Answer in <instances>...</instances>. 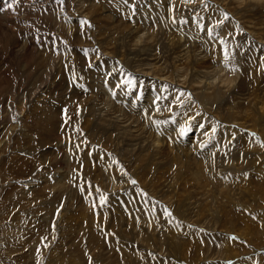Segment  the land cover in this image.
<instances>
[{
  "label": "rangeland",
  "instance_id": "374dc122",
  "mask_svg": "<svg viewBox=\"0 0 264 264\" xmlns=\"http://www.w3.org/2000/svg\"><path fill=\"white\" fill-rule=\"evenodd\" d=\"M136 1L0 0V264H129L143 252L142 264H264V8ZM168 15L190 40L166 27ZM200 36L210 39L199 42L207 50ZM203 49L205 59L194 61ZM150 50L161 65L141 76L144 59L135 55ZM218 60L227 70L215 78ZM237 74L234 82L226 77ZM161 103L173 111L160 115ZM117 109L141 128L143 151L118 138L110 118L125 116ZM185 116L191 125L179 137ZM203 131L197 153L173 148L171 132L194 148L193 134ZM215 147L224 162L209 166ZM116 169L118 180L108 174ZM170 186L177 194H165ZM174 239L183 242L182 260L169 261L157 249Z\"/></svg>",
  "mask_w": 264,
  "mask_h": 264
},
{
  "label": "bare ground",
  "instance_id": "6f19581e",
  "mask_svg": "<svg viewBox=\"0 0 264 264\" xmlns=\"http://www.w3.org/2000/svg\"><path fill=\"white\" fill-rule=\"evenodd\" d=\"M134 1H136V0H134ZM142 1V0H141ZM147 1V0H146ZM145 1V2H146ZM154 1V0H153ZM164 1V0H163ZM188 1V0H187ZM187 1H185L186 2V5H190L191 6V3H189L188 2V4H187ZM231 1V0H230ZM242 2H246V3H248V2H254V3H261L262 5V7L264 8V0H241ZM55 2V1H54ZM53 2V3H54ZM137 2V1H136ZM143 2V1H142ZM172 2V1H171ZM176 2V1H175ZM193 2V1H192ZM179 3V2H178ZM182 3V2H181ZM194 3V2H193ZM237 3V2H236ZM253 3V4H254ZM1 4H4V3H1ZM55 4V3H54ZM141 4V3H140ZM146 4V3H145ZM172 4V3H171ZM174 4V3H173ZM225 4H226V2H225ZM5 5V4H4ZM87 5V4H86ZM141 5H143V4H141ZM255 5V4H254ZM6 6V5H5ZM152 6V5H151ZM179 5H177L176 7H178ZM236 6V5H235ZM71 7V6H70ZM143 7V6H142ZM160 7V6H159ZM170 7H172V5L170 6ZM240 7V6H239ZM14 8V7H13ZM91 8V7H90ZM137 8V7H136ZM161 8V7H160ZM185 8V7H184ZM187 8V7H186ZM16 9V8H15ZM163 9V8H162ZM170 9V8H169ZM172 9H174V8H172ZM176 9V8H175ZM144 10V9H143ZM7 11V10H6ZM137 11V10H136ZM174 11V10H173ZM242 11V10H241ZM263 11H264V9H263ZM145 12V11H144ZM17 13V12H16ZM94 13V12H93ZM142 13V12H141ZM182 13V12H181ZM3 14V13H2ZM5 14H6V12H5ZM103 14V13H102ZM164 15L166 14V13H163ZM169 14V13H168ZM176 14H177V12H176ZM179 15H180V13H178ZM138 15V14H137ZM171 15H173V14H171ZM175 15V14H174ZM188 15V14H187ZM186 15V16H187ZM243 15V14H242ZM249 15V14H248ZM65 16V15H64ZM145 16V15H144ZM169 16V15H168ZM244 16V15H243ZM8 17V16H7ZM175 17H176V15H175ZM245 17V16H244ZM243 17V18H244ZM112 18H110V20H111ZM138 19H139V17H138ZM176 19V18H175ZM191 19V18H190ZM95 20V19H94ZM93 20V21H94ZM155 20V19H154ZM179 20V19H178ZM156 21H157V19H156ZM163 21V20H162ZM245 21V20H244ZM82 22V21H81ZM96 22H98V21H96ZM57 23H59V25H60V22L58 21ZM181 23V22H180ZM65 24V23H64ZM94 24V23H93ZM176 24H178L179 25V23L177 22L176 23V21L172 18V16L170 17H167V25L168 26H166V27H169V29H175L176 30V37H178L179 36V39L181 38V42H183L182 40H190V36L188 35V34H183L182 33V29H180L181 28V26H180V28L178 27V26H176ZM182 24V23H181ZM196 24V23H195ZM194 24V25H195ZM200 24V23H199ZM58 25V24H57ZM99 25V24H98ZM61 26V25H60ZM63 26V25H62ZM200 26V25H199ZM198 27V26H197ZM158 28H160V29H162L161 28V26L159 25L158 26ZM193 28V27H192ZM191 28V29H192ZM203 28V27H202ZM207 28V27H206ZM205 28V29H206ZM69 29V28H68ZM130 29H132V28H130ZM129 29V30H130ZM148 29V28H147ZM146 29V30H147ZM197 29V28H196ZM199 29H200V27H199ZM118 30H119V28H118ZM135 30V29H134ZM139 30V29H138ZM156 30V29H155ZM201 30V29H200ZM59 31H61V30H59ZM192 31V30H191ZM126 32V31H125ZM134 31H131V34L133 33ZM147 32V31H146ZM212 32V31H211ZM123 33V32H122ZM197 33V32H196ZM52 34V33H51ZM106 34V33H105ZM116 34V33H115ZM137 34L139 35V36H137V44H139V41H141L142 39H143V33H142V30L141 31H137ZM153 34H155V33H153ZM179 34V35H178ZM193 34V33H192ZM203 34V33H202ZM221 34V33H220ZM257 34V33H256ZM118 35V34H117ZM126 39L128 38V36L127 35H130V33L129 32H126ZM146 36V35H145ZM160 36V35H159ZM169 36V35H168ZM213 36V35H212ZM88 37V36H87ZM132 37V36H131ZM130 37V38H131ZM134 37H135V34H134ZM133 37V38H134ZM152 37V36H151ZM194 37V36H193ZM216 37V36H215ZM121 38H125V36H123L122 35V37ZM153 38V37H152ZM200 38H203L202 36H200ZM132 39V38H131ZM145 39V38H144ZM178 39V40H179ZM198 39V38H197ZM135 40V39H134ZM219 40H220V38H219ZM120 41H121V39H120ZM127 41V40H126ZM132 41V40H131ZM205 42V43H207V42H209L210 41V39H208V37L207 38H203L201 41L199 40L198 41V43L200 42ZM211 41H213V40H211ZM76 42V41H75ZM117 42V41H116ZM124 42V41H123ZM128 42V41H127ZM126 42V43H127ZM154 42V41H153ZM152 42V43H153ZM159 42V41H158ZM170 42H171V47L173 46V43H172V39L170 40ZM216 42V41H215ZM144 43V42H143ZM180 43V42H179ZM184 43V42H183ZM199 43V45H203V46H205V50H207L208 48H209V44H211V43H207L209 46H207L206 44H200ZM115 44V43H114ZM122 44V43H121ZM129 44V43H128ZM128 44L127 45H123V47H122V49L121 50H124V48L126 47V46H128ZM181 44V43H180ZM166 45H168V44H166ZM220 45V44H219ZM109 46V45H108ZM131 46V45H130ZM129 46V47H130ZM157 46V45H156ZM169 46V45H168ZM167 46V47H168ZM110 47V46H109ZM132 47V46H131ZM133 47H134V45H133ZM181 47V46H180ZM121 48V47H120ZM127 48V47H126ZM147 48V47H146ZM149 48V47H148ZM147 48V49H148ZM161 48H163L162 46H161ZM166 48V47H165ZM176 48V47H175ZM53 49H54V46H53ZM107 49V48H106ZM106 49H104V50H106ZM113 49V48H112ZM168 49V48H167ZM204 49L203 50H201V51H199L198 53H195V55L193 56V60L194 61H196V59L197 60H199V61H201L202 59L204 60L205 58L204 57H201V55L203 56L204 54H205V52L206 51H204ZM100 50V49H99ZM131 50H132V48H131ZM135 50V49H134ZM146 50V49H145ZM177 50V49H176ZM180 50V49H179ZM186 50V52L183 54L184 56H188V51H187V49H185ZM142 51V50H141ZM173 51H174V48H173ZM184 51V50H183ZM182 51V52H183ZM48 52V51H47ZM99 52V51H98ZM124 52V51H123ZM177 52V51H176ZM175 52V53H176ZM104 53H106L105 51H104ZM125 53V52H124ZM142 53V52H141ZM153 52L150 50L148 53H146V54H144L145 56H147V57H143L142 59H141V57H140V55L139 54H137L136 53V55L135 54H133V55H135L136 56V59L137 60H139V61H141V60H143V61H141L140 62V65H139V70H140V72H144V71H146L145 72V74L143 73V74H141V76L142 75H144V76H152L150 73V70H149V67L151 66L152 68H151V70L152 69H157V63H159V61H157L156 63H152L151 61H155V60H158V55L156 56V53L154 52L153 54H152ZM190 53V52H189ZM49 54V53H48ZM48 54H46V55H48ZM54 54V53H53ZM58 54V53H57ZM108 52H107V56H108ZM122 54V53H121ZM45 55V54H44ZM98 55V54H97ZM105 55V54H104ZM123 55H125V54H123ZM129 55L131 56V54L129 53ZM141 55H143V53L141 54ZM50 56H52L51 54H50ZM49 56V57H50ZM101 56V55H100ZM99 56V57H100ZM114 56V55H113ZM138 56V57H137ZM178 56V55H177ZM177 56H175L174 55V57H177ZM200 56V57H199ZM112 57V56H111ZM124 57V56H123ZM126 57V56H125ZM157 57V58H156ZM179 57H181L180 55H179ZM44 59H45V56L43 57ZM116 58V57H115ZM133 58V57H132ZM131 58V59H132ZM154 58V59H153ZM49 59V58H48ZM59 59V58H58ZM95 59V58H94ZM125 59V58H124ZM176 59V58H175ZM180 59V58H179ZM182 59V58H181ZM62 60V59H61ZM121 60H122V58H121ZM47 61H49L50 62V65L51 66H53V61H54V57L53 58H51V59H49V60H47ZM161 61V60H160ZM109 62V61H108ZM111 63L114 65V67L116 68L117 66H116V64L115 63H113L112 61H111ZM160 64V63H159ZM47 65H49V64H47ZM46 64H45V67H43V69L42 70H44V69H46V70H48V69H50V68H48L47 69V66ZM143 65V66H142ZM161 65V64H160ZM224 64H221V61L220 60H218L217 62H216V66L215 67H217L216 69H215V71H212L211 72V75L213 76V77H215V78H217L218 76H219V72H223V69H224ZM162 67V66H161ZM160 67V68H161ZM214 67V68H215ZM147 70L150 72H147ZM218 70H219V72H218ZM225 70H227V68L226 69H224V71ZM217 71V72H216ZM47 73V72H46ZM49 73V72H48ZM156 73V72H155ZM203 73V72H202ZM202 73H200V75L199 76H197L198 78L200 77V78H207L208 76H209V74H210V72H208L207 74H202ZM233 73L234 74H236L237 72H236V70L235 69H233ZM46 75H48V74H46ZM154 75V74H153ZM43 76V75H42ZM196 76V75H195ZM237 76H238V74L236 75V76H229V75H226V77H228L229 78V80H230V82H234V81H236L237 80ZM44 77V76H43ZM42 77V78H43ZM180 77V76H179ZM221 77V76H220ZM220 77H218V78H220ZM125 78V77H124ZM153 78L155 79H157V78H159V80L160 81H162L163 82V80H165V81H167V79H164V78H162V77H154L153 76ZM194 78V77H193ZM191 79H192V76H191ZM197 79V78H196ZM152 80V79H151ZM182 80V79H181ZM210 80V79H209ZM215 80V79H214ZM218 80V79H217ZM216 80V81H217ZM221 80V79H220ZM189 81V80H188ZM203 81H204V79H203ZM207 81H208V79H207ZM212 81V80H211ZM222 81H225V80H222ZM240 81H241V83H243V80L242 79H240ZM179 82V81H178ZM192 82H195V80L194 79H192ZM209 82V81H208ZM218 82V81H217ZM184 83V82H183ZM213 82H211L210 84H212ZM218 83H222V82H218ZM227 83V82H226ZM44 84H46V82L44 81ZM207 84V83H206ZM214 84V83H213ZM163 85V84H162ZM181 85V84H180ZM199 85V84H198ZM200 85H201V83H200ZM207 85H209V84H207ZM228 85V84H227ZM239 85V84H238ZM237 85V86H238ZM206 86V85H205ZM219 86V85H218ZM170 87V86H169ZM213 87V86H212ZM223 87V86H222ZM115 86H114V88H112L111 89V92L112 93H114L115 92ZM162 88V87H161ZM164 88V87H163ZM193 88V87H192ZM203 88H206V87H204L203 86ZM214 88V87H213ZM226 88H229V85H228V87H226ZM176 89H178V88H176ZM207 89H209V87H207ZM212 89V88H211ZM239 89V88H238ZM123 90L125 91V89L123 88ZM203 90V89H202ZM210 90V89H209ZM228 90V89H227ZM205 91H207V90H205ZM121 92V91H120ZM119 92V93H120ZM98 96H100V98L103 96V95H106L103 91H101V90H99V92H98V94H97ZM112 95V94H111ZM134 96V95H133ZM121 97H122V95H121ZM148 97H150V100L151 99H153L155 96L154 95H152L151 94V92L148 94ZM103 99H104V97H102ZM106 98H108V97H106ZM175 98V101H178L179 100V98L177 99L176 97H174ZM113 100V99H112ZM102 101V100H101ZM104 101V100H103ZM108 101V100H107ZM116 101V100H115ZM152 101V100H151ZM209 101H211V99L209 100ZM169 102V101H168ZM110 103V102H109ZM106 105L108 104V102L107 103H105ZM264 104V103H263ZM170 106H171V102H170V104H169ZM169 105L167 104V106H165L164 107V104L163 103H161L160 104V106H159V111H160V115H162V114H168L170 111H173L172 110V108L171 107H169ZM260 105V104H259ZM256 106H257V104H256ZM116 107V106H115ZM107 108H109V110H111V109H113V106H107ZM124 108V107H123ZM102 109L104 110L105 108L104 107H102ZM142 110V109H141ZM251 110V109H250ZM135 111V110H134ZM139 111V110H138ZM117 112L120 114V115H124L125 117L124 118H120L119 116H115V117H111L110 118V121H111V123H113V124H115L116 126H117V129H116V134H117V136H118V138H127V137H131L130 139H132V141L134 140L135 142H136V144H135V146L134 147H140L141 148V146H142V140H141V135H142V132H140L141 131V128H140V130L139 129H137V125H135L133 122H132V120H131V118H128L129 116L125 113V111H121L120 109H117ZM123 113V114H122ZM138 113V112H137ZM171 113V112H170ZM159 115V116H160ZM238 116H239V114H238ZM237 116V118H239ZM143 117H145L146 118V121H147V123L149 122L148 121V118H149V116H148V114L147 115H144ZM180 117V116H179ZM187 117L188 116H185L184 118H186L187 119ZM191 117H193V116H191ZM178 118V117H177ZM183 118V119H184ZM196 118V117H195ZM194 118V119H195ZM134 119V118H133ZM141 118H138V120L137 121H139ZM180 119V118H179ZM233 119V118H232ZM231 119V120H232ZM235 119V118H234ZM151 121V120H150ZM188 119L187 120H185L184 122H181V124H179L178 126H179V128H180V133H179V137L182 135L183 136V134H182V132L184 131V128H185V126L186 125H191L190 123H188ZM140 122V121H139ZM132 123L134 124V126L132 125ZM233 123H234V121H233ZM239 123V122H238ZM178 124V123H177ZM200 123H198V124H196L197 126L199 125ZM201 125V124H200ZM199 125V126H200ZM151 127H156V123H154V124H152L151 123ZM157 128V127H156ZM161 128V127H160ZM168 128V126L166 125H164V130L165 129H167ZM197 128L195 127V130L194 131H198V130H196ZM207 129H209V128H207ZM157 131V130H156ZM200 131V130H199ZM226 131V130H225ZM160 134H161V132H160ZM193 134V133H192ZM197 134L199 135V139L197 138V136H195L194 134H193V138H191L192 139V141H191V144L193 145L194 144V148L192 147H189L188 146V144H185V143H189L188 142V139L187 138H185V139H180L178 136H177V134H176V132H171V136H172V139H173V141H172V143H173V148H177L178 147V149H176V151H178V152H180V153H182V154H185L186 156H190L193 152L194 153H197V151H199V149H198V147L199 146H201L202 145V143H200V140H202L203 139V137L204 136H206V133L203 131V132H197ZM188 135H191V133H189ZM228 137V136H227ZM155 138V137H154ZM129 139V138H128ZM156 139V138H155ZM144 140V139H143ZM193 140H196L197 142H195V143H193ZM159 141V140H158ZM124 143V142H123ZM131 143V142H130ZM153 145L154 146H159L160 144H159V142H155L154 141V143H153ZM175 145V146H174ZM133 146V145H132ZM131 146V147H132ZM143 147V146H142ZM172 149V148H171ZM195 149V150H194ZM141 150H142V148H141ZM217 149H216V147L215 148H213V150H211V151H209V152H211V154L213 155V160H212V162L211 163H209V166H211V165H213V166H216V165H218L219 166V163H221V162H224V152L222 151V152H218V151H216ZM143 151V150H142ZM215 151V152H214ZM190 152H192L191 154H190ZM205 154V157H207V155H206V153H203V155ZM210 154V153H209ZM210 154V155H211ZM99 155V154H98ZM202 155V154H201ZM100 159H101V157H100ZM110 161H116V156H113L112 158H110ZM182 161V160H181ZM181 163V162H180ZM104 164H107V161H103V163L101 164V166H102V169H103V167H104ZM176 164V163H175ZM182 164H183V162H182ZM110 165V164H109ZM181 165V164H180ZM117 166V165H116ZM115 167V165H112L111 166V168H113V169H115L114 168ZM111 168H109L110 170H111ZM117 170V169H116ZM116 170L114 171V172H111L110 171V173H108L109 175H114V177L118 180V177L120 176V173L118 172V170H117V172H116ZM120 170V169H119ZM261 170V169H260ZM113 171V170H112ZM119 173V174H118ZM179 173V172H178ZM112 177V176H111ZM115 178H112V179H110V178H108V180L107 181H109V184H111L112 185V188L113 187H115L116 185H117V182L115 181ZM121 184V183H120ZM177 183H176V179H175V185H176ZM175 185H173V186H175ZM173 186H170L169 188H167V191H166V195L167 194H169V193H175L174 191H175V189L177 190V188H175V187H173ZM174 188V189H173ZM63 191V190H62ZM61 191V192H62ZM175 194H177V193H175ZM162 197V196H161ZM169 197V196H168ZM173 197V196H172ZM163 198V197H162ZM170 199V198H169ZM96 201V200H95ZM98 201H99V199H98ZM167 203V202H166ZM169 203V202H168ZM173 206V205H172ZM177 206V205H176ZM186 208V207H185ZM176 209V208H175ZM179 209V208H178ZM175 211H177V210H175ZM174 211V212H175ZM179 212V211H178ZM177 212V213H178ZM199 212V211H198ZM180 214V213H179ZM154 215V214H153ZM173 215V214H172ZM196 215H197V213H196ZM178 216V215H177ZM198 216V215H197ZM149 217V216H148ZM183 217V216H182ZM179 218V217H178ZM191 219V220H193L194 218H195V215H194V213L193 214H189L188 216H187V219ZM187 219H185V220H187ZM123 220V219H122ZM175 221V220H174ZM173 221V222H174ZM187 221H189V220H187ZM94 223V222H93ZM177 223V222H176ZM187 223V222H186ZM189 223H192L191 221H189ZM188 223V224H189ZM130 224H132V222L130 223ZM134 226V225H133ZM174 226H171V227H169V226H167L166 227V230H167V232L166 233H168V234H173L175 237H176V235H177V233H178V231H176V232H173V230H174V228H173ZM176 228V227H175ZM147 230V229H146ZM178 230V229H177ZM158 231V230H157ZM165 233V232H164ZM140 237H143L142 236V234H140L139 235ZM245 237V236H244ZM201 238H203V237H201ZM244 239V238H243ZM179 240V239H178ZM135 241H138V239H135ZM223 241V244L221 245V246H223L224 247V249L225 250H227V245H229V242L227 241V239H223L222 240ZM165 243H167V244H169V247L168 248H166V249H157V251H160V253H162V254H166V253H169V255L167 256V258L169 257V258H171V259H173V260H176V259H178V260H182V253H183V249H184V247H183V242H182V244H180L179 245V242H181V241H177V240H175L174 239V243H170L168 240H166V241H164ZM163 242V243H164ZM162 243V244H163ZM222 243V242H221ZM146 244V243H145ZM147 244L149 245V246H152L153 244L150 242V240H148V242H147ZM146 244V245H147ZM155 244H158V242L157 243H155ZM189 244V243H188ZM187 244V245H188ZM147 245V246H148ZM148 246V247H149ZM184 246H185V244H184ZM221 246H219V248L221 247ZM204 248V247H203ZM223 249V248H222ZM163 250V251H162ZM162 251V252H161ZM208 251V250H207ZM224 251V250H223ZM155 252V251H154ZM225 252V251H224ZM204 253H206V252H204ZM227 253V252H226ZM208 254V253H207ZM212 254V253H211ZM225 254V253H224ZM235 254V253H234ZM145 254H144V252L142 253V256H141V254L139 255V256H136L137 258V260L135 259V257H133V255L132 256H130V258H129V260H128V263L129 264H142L141 262H142V260H141V262H140V256H141V258L144 256ZM160 255V254H159ZM203 255V254H202ZM209 255H210V252H209ZM181 256V257H180ZM126 257H129L128 255L126 256ZM208 257V256H207ZM255 257V256H254ZM169 258H168V260H169ZM205 258H206V256H205ZM210 258V257H209ZM145 259V258H144ZM212 259V258H211ZM214 259V258H213ZM153 260V259H152ZM167 260V261H168ZM205 260V259H204ZM224 260H228V259H225L224 258ZM254 260V259H253ZM155 261H158V260H155ZM163 261H165V260H163ZM170 261V260H169ZM209 261V260H208ZM147 262V261H146ZM224 262V261H223ZM155 263V262H154ZM161 263V262H160ZM164 263V262H163ZM215 263V262H214ZM250 263V262H249ZM252 263V262H251ZM169 264V263H168ZM177 264V263H176ZM223 264V263H222Z\"/></svg>",
  "mask_w": 264,
  "mask_h": 264
},
{
  "label": "snow or ice",
  "instance_id": "6c2138e0",
  "mask_svg": "<svg viewBox=\"0 0 264 264\" xmlns=\"http://www.w3.org/2000/svg\"><path fill=\"white\" fill-rule=\"evenodd\" d=\"M227 55V54H226Z\"/></svg>",
  "mask_w": 264,
  "mask_h": 264
}]
</instances>
